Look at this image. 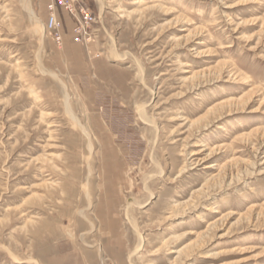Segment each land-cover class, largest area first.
<instances>
[{
	"label": "rangeland",
	"instance_id": "1",
	"mask_svg": "<svg viewBox=\"0 0 264 264\" xmlns=\"http://www.w3.org/2000/svg\"><path fill=\"white\" fill-rule=\"evenodd\" d=\"M0 0V264H264V0Z\"/></svg>",
	"mask_w": 264,
	"mask_h": 264
},
{
	"label": "built area",
	"instance_id": "2",
	"mask_svg": "<svg viewBox=\"0 0 264 264\" xmlns=\"http://www.w3.org/2000/svg\"><path fill=\"white\" fill-rule=\"evenodd\" d=\"M58 8H61L69 13L75 15L79 24L75 28V32L79 36L80 33L85 29V25L83 23H88L89 19H91L90 15L85 11L84 8H81L79 13L75 11L72 0H51V3L48 5L49 15L46 23V28L49 31L52 38L58 45H62L63 43V22L59 16Z\"/></svg>",
	"mask_w": 264,
	"mask_h": 264
},
{
	"label": "bare ground",
	"instance_id": "3",
	"mask_svg": "<svg viewBox=\"0 0 264 264\" xmlns=\"http://www.w3.org/2000/svg\"><path fill=\"white\" fill-rule=\"evenodd\" d=\"M154 1H156V0H154Z\"/></svg>",
	"mask_w": 264,
	"mask_h": 264
}]
</instances>
